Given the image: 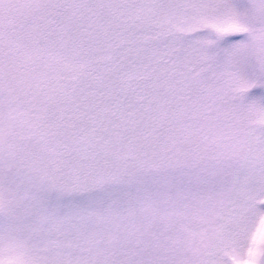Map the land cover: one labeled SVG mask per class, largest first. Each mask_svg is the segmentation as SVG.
<instances>
[{"label":"snow or ice","instance_id":"1","mask_svg":"<svg viewBox=\"0 0 264 264\" xmlns=\"http://www.w3.org/2000/svg\"><path fill=\"white\" fill-rule=\"evenodd\" d=\"M0 264H264V0H0Z\"/></svg>","mask_w":264,"mask_h":264}]
</instances>
